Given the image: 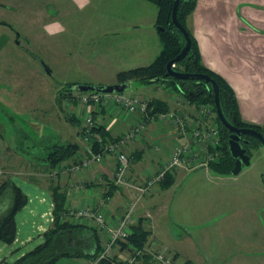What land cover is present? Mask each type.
<instances>
[{"label": "rangeland", "instance_id": "1", "mask_svg": "<svg viewBox=\"0 0 264 264\" xmlns=\"http://www.w3.org/2000/svg\"><path fill=\"white\" fill-rule=\"evenodd\" d=\"M155 15V6L144 0H0V134L5 143L2 154L8 155L3 168L12 167L16 176L46 187L48 172L38 160L44 147L77 141L75 132L82 119L78 116V125L65 122V116L73 115L66 112L62 98L59 107L53 97L67 83L111 85L117 83V72L149 64L160 50ZM61 26L64 30L58 32ZM171 90L156 83L130 81L122 93L170 101ZM70 105L73 107L75 102ZM263 166V148L253 146L249 148V165L236 175H219L209 169L211 181L206 182L198 177L201 168L191 172L176 168L173 184L164 191L165 197H160L170 204V210H160L151 220V228L159 236L155 242L160 246L154 247L150 243L154 240L147 237L142 254L150 260L147 251L159 249L172 254V244L163 241L161 234L182 231L175 220V209L179 207L190 218L209 213L214 226H220V234L210 231V235L198 237L204 259L245 245L247 255L239 258L240 263L264 264V242L260 249L258 239L264 237V231L259 234L255 229L256 222L258 228L262 221L264 226ZM5 176L2 174L0 179ZM191 180L195 181L191 187L197 189L187 202L190 208L184 210L186 207L176 205L183 194L180 191L189 187ZM206 186L211 196L204 198L198 192ZM134 207L132 217L138 215ZM165 217L171 222L169 227L162 224ZM146 225L142 227L148 230ZM241 238L245 242L238 244ZM259 250L263 253H256ZM122 252L124 258L131 256L126 249ZM62 260L72 259H59L57 264ZM175 264L186 262L179 258Z\"/></svg>", "mask_w": 264, "mask_h": 264}, {"label": "crops", "instance_id": "2", "mask_svg": "<svg viewBox=\"0 0 264 264\" xmlns=\"http://www.w3.org/2000/svg\"><path fill=\"white\" fill-rule=\"evenodd\" d=\"M186 26L194 37L202 64L227 82L236 97L242 120L257 125L264 136V0H195L193 10L186 18ZM171 91L179 96L175 91ZM129 94L147 100L156 98ZM168 98L170 101L160 99L167 104L168 110L191 111V106L185 107L184 100L175 102L172 99V94H169ZM92 115L95 126L101 127L107 139H113L121 134L133 121L132 116L111 104H102L92 112ZM75 119L77 120L76 124H79V119L77 117ZM63 120L67 122L65 119ZM77 130L75 134L78 140L75 143L78 144V149L72 158L60 163L63 166H68L85 154L86 145L80 140ZM181 140L175 136L172 126L168 123L155 120L147 122L144 133L137 135L121 148L128 159L127 175L137 182H141L144 176L158 169L161 162L169 156L172 147ZM4 144L3 136L0 134V176L8 174L14 184L25 194L26 202L14 215V239L9 244L0 241L1 263L14 261L42 241L41 234L51 222L52 204L49 197V183L58 184L61 189H64L70 181L82 184L83 187L79 191L69 195L65 194L68 210L83 206L96 207L99 206L103 197H107L103 211L109 221L118 218L125 211L128 202H134L138 215L131 217V225L135 224L137 220L141 221L142 226L148 222L146 225L149 230L148 238L150 241L154 240L150 243L157 248L160 246L157 243L159 236L151 228V220L160 210L167 209V212L170 210V204L167 205L160 197H165V192L173 184L176 168L173 170L172 184L169 187L162 188L156 184L150 192L139 196L136 200L138 194L135 190L112 185L111 176L115 160L111 154H103L98 164L79 172H60L55 177L47 175L49 178L45 187L35 183V180L30 181L16 176L17 172L13 171L12 167L3 168L6 156H8L2 154ZM148 151L150 155H148ZM198 168L202 169L198 177L210 182L207 172L209 169L180 167V169L189 172ZM18 179H22V181H17ZM188 183H190L189 187L180 191L183 196L180 194L176 205L180 208L186 207L184 210L190 208L187 202H191L190 194L195 191V188L197 189V187H191L195 181L191 180ZM188 188L189 194L186 193ZM200 191L198 194H204V198L211 196L209 195L210 187L206 186ZM178 209H175V220L182 227L178 224L175 225L182 231L179 233L173 230L172 233L162 232L161 234L163 241L172 244L173 264L179 258L186 264H224L226 261L228 262L225 264H232V261L237 262L236 264H244V261L240 263L239 258H244L247 255L245 245H242L241 248L238 247V250L234 249L237 251L227 249V252L219 253L216 257L209 260L204 259L203 252L199 251L198 237L210 235V231L220 234V226H214L215 222H211L209 213L200 218L191 215L190 218L182 213L183 210ZM169 218L165 217L163 220L162 224L165 227L170 226ZM196 219L198 220L196 221ZM262 222L258 224L261 229L257 227V222L255 224V229H258L259 234L264 231ZM196 224L197 229L193 226ZM100 235L101 241L104 243V235L101 232ZM258 239L261 249L264 237L262 238L260 235ZM156 240L157 242H155ZM244 240L241 238L238 244L244 243ZM122 250L124 249L119 246L114 247L112 256H116L118 260L123 259ZM256 253H263V250ZM80 262L81 259L62 260L61 264H80ZM260 262L262 263L261 260Z\"/></svg>", "mask_w": 264, "mask_h": 264}, {"label": "trees", "instance_id": "3", "mask_svg": "<svg viewBox=\"0 0 264 264\" xmlns=\"http://www.w3.org/2000/svg\"><path fill=\"white\" fill-rule=\"evenodd\" d=\"M152 3L156 8L154 24L161 30L156 29L157 37L160 43V50L154 59L147 65H141L116 73V82L138 81L142 84L156 83L169 87L183 100L189 104L210 103L212 104V91L209 85L200 80L194 79H176L165 75V64L174 58L183 45V38L174 28L170 19V8L172 0H144ZM195 0H179L175 12L177 22L186 30L189 36V48L186 54L177 62L173 68L187 73H201L208 75L213 79L218 87V96L221 111L227 122L236 128H253L260 131L257 125H253L242 120L236 97L231 87L217 73L205 67L200 59L198 48L194 37L186 26V18L194 7ZM158 79L157 81H155ZM75 83H67L60 88L55 97L57 106L60 107L61 98L65 93L73 91ZM151 113L164 112L168 110L167 104L157 98L148 101ZM70 124H76L77 120L73 116L64 118ZM218 128V143L210 152L213 159L208 162V168L219 175H229L233 167V158L227 149V138L229 131L223 127L219 121L214 118ZM78 125V124H77ZM93 136L89 140L91 149L97 150L99 138L101 142H106V134L100 126L92 128ZM79 135V131L77 130ZM263 135V134H262ZM241 147L249 156L248 149L253 146H259L258 141L247 135H239L238 139ZM78 149L75 142L59 143L54 142L44 147L43 156L39 158V164L47 172H51L60 163L72 158ZM264 186V175L261 177ZM172 183V174H167L158 184L162 188L168 187ZM49 197L51 200V222L42 232V241L35 245L31 250L25 252L12 262L0 264H56L61 258L69 259H94L103 250L104 243L101 241L100 232L92 225L83 224L68 216L66 207V193L58 184L49 183ZM26 202V196L21 189L14 184L9 176L0 179V241L9 244L14 239L15 224L14 215L22 208ZM149 235V230L141 225L137 220L135 224L130 225L129 234L124 241L117 242V246L126 249L133 256L135 251H142L143 246ZM135 264H152L148 256L141 254ZM120 261L111 256L110 259L100 260L99 264H110V262Z\"/></svg>", "mask_w": 264, "mask_h": 264}, {"label": "built area", "instance_id": "4", "mask_svg": "<svg viewBox=\"0 0 264 264\" xmlns=\"http://www.w3.org/2000/svg\"><path fill=\"white\" fill-rule=\"evenodd\" d=\"M179 96L172 93L173 101H183L182 97ZM62 100L68 114L82 118L78 131L80 140L86 145V151L81 158L71 162L68 166L59 164L48 174L50 177H55L60 172H79L98 164L103 154H111L115 160L111 176L112 185L135 190L138 194L137 200L139 196L147 193L152 186L163 180L167 174H172L175 168L202 167L207 169L208 162L213 159L210 151L218 143V128L214 121L213 104L200 103L194 105L188 103L187 105L191 106L190 112L170 109L164 112L151 113L152 108L148 106L149 100L132 94L74 91V93L63 95ZM71 101L75 102L73 107L70 105ZM102 104H111L117 107L122 112L132 116L133 121L128 128L113 139L101 142L99 138H96L99 144L97 150L93 151L89 143L93 136L92 128L95 126L92 112ZM152 120L168 123L172 126L175 136L182 140L172 147L169 156L161 162L155 172L144 176L141 182H137L127 175L128 159L121 148L137 135L143 134L147 122ZM82 187L81 183L70 181L64 190L69 195L79 191ZM106 200L107 197H103L99 206L96 207L83 206L68 211V216L83 224L94 226L104 235L103 250L94 259H81L80 264H99L102 259H110L117 242L126 240L129 234L134 202H128L125 211L118 218L109 221L104 216L103 211ZM147 253L150 255L153 264H173L172 255L163 250L156 249L147 251ZM133 254V256L124 258L121 263L112 261L110 264H135V257H139L142 251H135Z\"/></svg>", "mask_w": 264, "mask_h": 264}, {"label": "water", "instance_id": "5", "mask_svg": "<svg viewBox=\"0 0 264 264\" xmlns=\"http://www.w3.org/2000/svg\"><path fill=\"white\" fill-rule=\"evenodd\" d=\"M179 0H172L170 8V19L174 28L179 32L183 38V45L179 53L165 64V75L176 78V79H194L203 81L204 84L209 85L212 91V104L215 112L216 119L219 123L225 127L230 134L227 138V149L230 156L233 158V167L230 170L231 175H236L242 169V167L249 165V156L245 153V149L241 147L238 142L239 135H247L258 141L264 151V136L253 128H236L230 125L225 119L219 103L218 87L216 82L206 74L201 73H187L181 72L173 68L175 62L180 60L187 52L189 48V36L186 30L177 22L175 12ZM187 1V0H183ZM157 30L162 28L157 27ZM48 72V71H47ZM156 79L155 81H157ZM129 82L115 83L111 85H87V84H76L72 87L74 91L78 92H96V93H122L123 90L128 86ZM264 175V166H263Z\"/></svg>", "mask_w": 264, "mask_h": 264}, {"label": "clouds", "instance_id": "6", "mask_svg": "<svg viewBox=\"0 0 264 264\" xmlns=\"http://www.w3.org/2000/svg\"><path fill=\"white\" fill-rule=\"evenodd\" d=\"M81 7H83V6L81 5ZM63 30H64V29H63V27H62V26L58 28V32H60V31H63ZM45 31H48V28H47V27L45 28ZM58 32H57V33H52V32H49V35L58 34Z\"/></svg>", "mask_w": 264, "mask_h": 264}, {"label": "flooded vegetation", "instance_id": "7", "mask_svg": "<svg viewBox=\"0 0 264 264\" xmlns=\"http://www.w3.org/2000/svg\"><path fill=\"white\" fill-rule=\"evenodd\" d=\"M229 134H230V132H229ZM229 134H228V135H229ZM259 146H261V145H259ZM248 152H249V149H248ZM262 174H263V173H262ZM261 177H262V175H261Z\"/></svg>", "mask_w": 264, "mask_h": 264}]
</instances>
